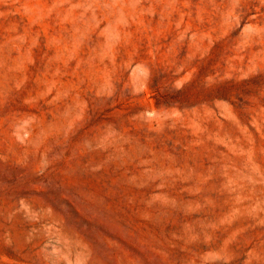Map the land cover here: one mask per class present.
<instances>
[{
    "label": "rangeland",
    "instance_id": "374dc122",
    "mask_svg": "<svg viewBox=\"0 0 264 264\" xmlns=\"http://www.w3.org/2000/svg\"><path fill=\"white\" fill-rule=\"evenodd\" d=\"M0 264H264V0H0Z\"/></svg>",
    "mask_w": 264,
    "mask_h": 264
}]
</instances>
